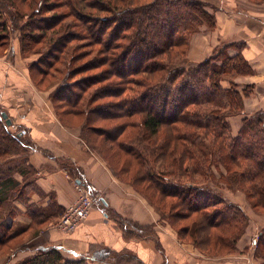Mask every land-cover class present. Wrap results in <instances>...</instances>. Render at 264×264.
Returning <instances> with one entry per match:
<instances>
[{"label":"trees","instance_id":"1","mask_svg":"<svg viewBox=\"0 0 264 264\" xmlns=\"http://www.w3.org/2000/svg\"><path fill=\"white\" fill-rule=\"evenodd\" d=\"M67 2L78 22L63 24L60 17L63 14L46 16L29 24L32 30L27 36L32 42H41L50 33L52 44L46 50L49 59L43 61L50 65L63 59V55L65 62H76L74 49L78 46L72 42L80 40L82 35L102 45L99 60L91 64L77 65L76 62L51 94L55 109L57 102L77 107L84 103L85 87L93 85L95 90L89 100L100 104L92 111L86 109V114L63 112L60 115L56 109L61 121L79 126L83 140L101 150L113 173L154 203L177 229L179 222L196 215L189 226L181 227L182 234H188L206 250L235 251L249 217L238 204L222 198L215 200L210 182L217 181L231 191H243L253 209L264 214V110L246 116L239 133L234 135L228 117L244 109L243 97L238 90L233 91L222 83L231 69L239 74L252 73L249 62L237 54L244 67L226 60L221 67L208 69L209 59L195 67H179L178 62L190 63L187 51L191 35L203 24L214 22V16L207 9L209 3L203 0ZM44 7L46 3L43 8H35L32 14L43 13ZM85 9L91 12H83ZM3 25L4 22L0 23V28ZM27 46H22L23 52L28 50ZM176 51L173 58L172 53ZM104 65L107 67L103 70L81 80H70L75 73ZM31 66L39 67L35 63L29 65L35 79ZM111 97L119 101L106 100ZM118 118L127 120L120 124L110 122L109 129L93 125L99 119L109 122ZM129 127L134 131L123 138ZM32 145L27 134L11 130L0 117V226H6L0 236V247L21 235L19 228L11 230L13 224L9 227L3 222L11 201L24 197L27 215L36 226L64 212L56 204L43 208L29 203L30 193L39 190L37 170L30 161ZM196 176L202 177L203 184L194 182ZM221 203L223 206H218ZM105 209L120 223L126 238L144 239L155 235L151 225L124 218L109 206ZM199 234L205 235L201 243ZM30 248L35 253L20 264H90L91 259L109 264H146L128 249L104 250L95 252L94 257L71 260L57 246L31 245ZM255 254L264 259V228L256 241Z\"/></svg>","mask_w":264,"mask_h":264},{"label":"crops","instance_id":"2","mask_svg":"<svg viewBox=\"0 0 264 264\" xmlns=\"http://www.w3.org/2000/svg\"><path fill=\"white\" fill-rule=\"evenodd\" d=\"M203 1L209 3L207 9L214 16V22L203 24L191 35L188 59L201 63L218 49L226 48L231 55H242L252 67V73L236 78L249 85L247 89L244 86L238 89L244 109L228 117L231 132L236 135L246 116L264 110V2ZM50 93L51 90L36 86L20 54V43L14 40L9 51L0 55V110L8 114L12 123L23 128L33 144L30 161L37 170L39 190L30 193L29 203L43 208L56 204L65 211L78 197L77 183L89 186L96 199L87 220L73 232L51 229L50 223L57 218L40 224L41 230L33 238L38 242L34 245L57 246L71 260L94 257L95 252L104 250L130 249L146 264H247L249 256H256L255 243L264 228V214H250L251 206L242 191L224 192L222 196L245 209L253 222H248L235 251L208 257L194 243L184 241L177 228L161 218L144 196L115 176L105 160L82 140L80 128L59 120ZM15 203L21 211H27V204L18 199ZM107 206L124 218L151 225L155 235L144 239L126 238L120 223L105 209ZM18 217L27 219L28 230L34 228L30 216ZM35 251L32 248L18 251L15 257L19 253L29 256ZM12 261L10 258L8 262ZM89 262L109 264L98 259Z\"/></svg>","mask_w":264,"mask_h":264},{"label":"rangeland","instance_id":"3","mask_svg":"<svg viewBox=\"0 0 264 264\" xmlns=\"http://www.w3.org/2000/svg\"><path fill=\"white\" fill-rule=\"evenodd\" d=\"M33 1L34 0H0V10L2 13V18L0 20V23L4 22V25H3L4 28H3V26H2V28H0V55H4L7 50L9 51L10 46L14 40L18 41L20 43V54L23 57V59H25V62L27 63L28 68H29V65L31 63H35L37 66H38V63H40V65L38 66L39 69H36L33 66H31L32 72H33L34 78H35L33 80L35 81L36 86L40 89L42 88V89L51 90V93H50V96H51L52 92H54L56 90V88L59 86V84L61 83L62 77L67 75V73H65V72L67 71V69L69 67L74 68L73 65L76 62H77L76 63L77 65L78 64H86V63L91 64L93 61L99 60V57L102 56V54L100 53V50L102 49V45L97 43L94 40L89 39V36L82 35L80 40L78 39V40L72 42L73 46H75V47L78 46L77 48L74 49L76 52L75 56H77L76 62L75 61L74 62H65V60H67V59H65V57L63 55V59L54 62L53 65L44 64L43 61L46 62V60L49 59L46 56V54H47L46 50H48V48L52 44L49 41L50 33H49V36H47L46 38H43L41 42H34V41L32 42L31 37H27L28 32L30 30H32L30 28L29 24L36 22L40 18H44L46 16L50 17L54 14H59V15L63 14L60 16L63 18V20H62L63 24H67V23L73 22V21L74 22H78V21H77V16L70 13V7L68 5L69 3L67 2V0H37L36 3H34V4H33ZM251 1L258 2V3L264 2V0H251ZM45 3H46V7H44L45 11L43 10V13H41V14L35 13V15L32 14V13H34L35 8H37V7L43 8ZM48 7H50L49 11L46 10ZM83 12L90 13L91 9H85ZM76 28H77V30L79 29L78 26H76ZM37 32H39V31H37ZM27 44H29L30 46H27ZM23 45L27 46V49H28L27 51H24V52L22 51ZM80 52L82 53L81 55H80ZM177 53H178L177 51L175 53L174 52L172 53L173 58ZM170 57H171V55L169 54V58ZM164 58H165V60L168 59V53L164 55ZM175 59L179 60V59H181V57H176ZM187 59H188V57H187ZM226 60L229 63L231 62V64H236V63L241 64L242 63V61H240V59L238 58L237 54L231 55L230 51H228L226 48H224L222 51H220V49H218L213 54V56L209 59L210 63L208 66H206V68L211 69L213 66L219 68L222 66V63ZM189 61H190V63H188V64H182L181 65V62H178L177 64L179 65V67L181 66V67H187V68H189L190 66L195 67V66H198V64H200V63H193L191 60H189ZM201 63H203V62H201ZM99 65H101V63ZM240 66L244 67V64H241ZM106 67H107V65H104V66H100V67H94L93 69H91L89 71H83L81 73H75L74 75H71L70 80H74V79L75 80H81L83 77L90 75V74H93L95 72H99ZM89 68H91V67H89ZM236 73H237V71L235 69H231L230 72H228L226 75H224V78L226 80H224L222 82L223 86L230 88L233 91L238 90V89H242L243 86H244V89H247V86H249L248 84L240 83L239 81L236 80V78L239 77V75H240L239 73H237V74ZM132 86H134L136 89H139V86L136 84H133ZM94 90H95V87H93V85L85 87V89L83 90L84 103L82 102L83 103L82 105L77 106V107H73L71 105H65L64 106V105L57 102V103H55L56 109L58 110L60 115L63 112L86 114L87 110L92 111L93 108H95L97 106V104H100V101L95 100L93 102L92 101L90 102V100H89V97ZM80 93H81V90H80ZM106 100H117V101H119V98H115V97L112 98L111 97L110 99H106ZM56 109H55V111H56ZM56 114H57V117L59 118L57 111H56ZM59 120L61 121L60 118H59ZM126 120L127 119H125V118H118V119H115V121L109 120V122H107V121H104L102 119H99V120L95 121L93 123V125L96 126L95 128L105 127V128L109 129L110 124H111L110 122H116V123L120 124V123H124ZM75 121L77 123L81 124L79 119H76ZM70 126H76V127L80 128L77 125H70ZM21 130H23V128ZM131 131H134V129L132 127H129L126 130L125 134L123 135V138H126V136ZM24 135H26V132L24 133ZM81 135H83V132L81 131V128H80V137L82 138ZM94 138L100 139L97 136H95ZM82 140H83V138H82ZM87 145L89 146L88 143H87ZM90 148L94 152H97V154L100 155L102 158H104L102 156L103 153L101 152V150L98 149V151H97V149H94L92 147H90ZM101 153H102V155H101ZM104 160H105V158H104ZM105 162H106V160H105ZM110 169H111V167H110ZM215 172L219 175V173L216 169H215ZM117 178L120 181L131 185L137 193L142 195L131 183L126 182V181L120 179L119 177H117ZM202 181L203 180H202L201 176H196V179L194 182L199 183V184H203ZM220 185L221 184L218 183L217 181L216 182H210V186H212L214 189V191H213L214 194H212V197L217 201L222 198L224 201L228 202L222 196L224 192H230L231 193V192H235V191H241V190L231 191L227 188L225 189V188L221 187ZM78 195H79V192H78ZM246 198H247V196H246ZM18 200L20 202H22L24 205L27 204V201L24 197H22V199H18ZM247 200H248V203L251 205L248 198H247ZM15 201H11L10 209H7L5 214H4V221L3 222H4V225L8 224L9 227L13 224V227L11 228V230L19 228V231H21V235L19 237L15 238L14 240H11L10 242H8L6 245L0 247V264H8V263L20 264L22 262V260H24L28 256L21 255L19 253V255H17L15 257V253H17L18 251L21 252L22 250H27L31 247V245H34L35 243H37L38 241L33 240V238L35 236V232H38L39 230H41V227L36 226V225H32L34 228L32 230H28L29 223H28L27 219L26 218L22 219V218L18 217L19 215H23L24 217H26L27 211H24V212L21 211L17 207ZM149 201L150 200H148V202ZM149 203L161 215V218L165 219L167 222H170L173 225V222L171 220H169V218L165 217V215H163V213L160 212V210L158 209V207L154 203L152 204L151 201ZM218 206L222 207L223 205L221 203V204H218ZM251 208H249L248 210H250L249 211L250 214L252 213V215L255 216V213H257V212L253 209L252 206H251ZM253 212H255V213H253ZM257 214H259V213H257ZM247 215H248V213H247ZM195 217H196V215H195ZM195 217L193 216L192 218L181 221L177 224L178 229H179V230L177 229L179 232V236L184 241H186V242L190 241V242L194 243L196 246L198 245L197 247L201 250V252H203L208 257H211V256L221 257L222 255H226V254L233 252L230 250H223V251H218V252L206 250L202 247L204 245L198 244V243L196 244V242L192 240L191 236H188V234H182L181 233L182 232L181 227L186 226V225L189 226V224L192 223L193 218H195ZM248 217H249L248 222H253L252 218L249 215H248ZM59 218L60 217H58L57 219L53 220L50 223L49 226L51 227V229H58L59 230V228L56 227V223H58L57 221L59 220ZM259 218H260V220H262L261 217H259ZM257 221L258 220L256 219L254 222H257ZM5 228H6V226L5 227L0 226V236L3 234L4 230H6ZM175 228H177V227H175ZM59 231H61V230H59ZM67 233H70V232H67ZM189 237H190V239H189ZM204 237H205V235H201V234L198 235L199 243H201V240ZM128 250H130V249H128ZM255 250H256V243H255ZM132 252H134V251H132ZM29 256H31V255H29ZM10 258L11 259L13 258L12 262H8L10 260ZM253 261H255L258 264H264V259L261 257H258L257 255L256 256H252V255L249 256L247 264H252ZM134 264H138V263H134Z\"/></svg>","mask_w":264,"mask_h":264},{"label":"built area","instance_id":"4","mask_svg":"<svg viewBox=\"0 0 264 264\" xmlns=\"http://www.w3.org/2000/svg\"><path fill=\"white\" fill-rule=\"evenodd\" d=\"M0 117L3 118L2 114ZM15 132H23L22 128L18 127L15 123L8 125ZM11 129V130H12ZM77 190L79 195L77 199L67 206L66 210L61 214L59 220L56 223V227L64 233L75 231L83 222L89 217L96 199L92 195V190L84 183H77ZM252 264H258L255 261Z\"/></svg>","mask_w":264,"mask_h":264},{"label":"water","instance_id":"5","mask_svg":"<svg viewBox=\"0 0 264 264\" xmlns=\"http://www.w3.org/2000/svg\"><path fill=\"white\" fill-rule=\"evenodd\" d=\"M2 116L6 120L7 125L12 124V120L8 117V114L6 112H2Z\"/></svg>","mask_w":264,"mask_h":264},{"label":"bare ground","instance_id":"6","mask_svg":"<svg viewBox=\"0 0 264 264\" xmlns=\"http://www.w3.org/2000/svg\"><path fill=\"white\" fill-rule=\"evenodd\" d=\"M75 180V179H74ZM245 200H247V199H245ZM150 202V201H149ZM240 206V205H239ZM250 206H252V205H250ZM245 210V209H244ZM247 210V209H246ZM248 211V210H247ZM250 211V210H249ZM246 213V212H245ZM249 215V214H248Z\"/></svg>","mask_w":264,"mask_h":264}]
</instances>
